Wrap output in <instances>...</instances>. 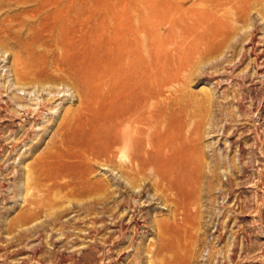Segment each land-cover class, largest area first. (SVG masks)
Listing matches in <instances>:
<instances>
[{
    "label": "rangeland",
    "instance_id": "obj_1",
    "mask_svg": "<svg viewBox=\"0 0 264 264\" xmlns=\"http://www.w3.org/2000/svg\"><path fill=\"white\" fill-rule=\"evenodd\" d=\"M217 1L215 18L199 14L193 29L152 26L151 88L171 107L194 199L191 222L160 254L153 220H168L169 210L148 186L132 190L96 165L92 178L110 190L93 210L65 188L25 186L76 97L65 84L17 82L12 52L0 46V264H264V0ZM150 6L138 0L136 8ZM49 91L60 96L22 117ZM139 191L134 229L128 202Z\"/></svg>",
    "mask_w": 264,
    "mask_h": 264
},
{
    "label": "bare ground",
    "instance_id": "obj_2",
    "mask_svg": "<svg viewBox=\"0 0 264 264\" xmlns=\"http://www.w3.org/2000/svg\"><path fill=\"white\" fill-rule=\"evenodd\" d=\"M137 1L0 0V10H8L0 18V46L12 52L17 82L65 84L76 97L35 158L36 178L25 186L65 188L71 199L86 200V210L103 207L110 190L92 178L96 165L116 170L132 190L148 186L169 210L168 220H153L160 254L174 246L172 234L191 220L194 199L167 114L171 107L151 88L152 26L164 21L167 33L182 25L193 29L197 15L214 19L220 4L143 0L151 3L147 12L136 8ZM59 96L49 91L34 97L22 117L40 115ZM141 194L132 192L128 202L134 229L140 226L135 204Z\"/></svg>",
    "mask_w": 264,
    "mask_h": 264
}]
</instances>
